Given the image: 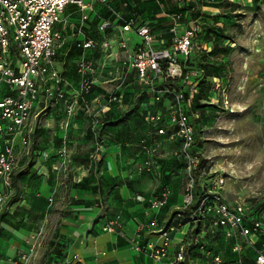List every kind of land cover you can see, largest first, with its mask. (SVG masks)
<instances>
[{
	"label": "rangeland",
	"instance_id": "obj_1",
	"mask_svg": "<svg viewBox=\"0 0 264 264\" xmlns=\"http://www.w3.org/2000/svg\"><path fill=\"white\" fill-rule=\"evenodd\" d=\"M113 7L115 13L99 5L87 20L76 8L63 16L58 43L65 56L57 61L65 83L40 117L31 152L21 160L24 169L15 173L9 214L0 213V244L15 230L25 231L36 240L28 264H71L81 232L92 235L96 227L147 255L142 238L153 227L145 220L155 212L156 232L188 234V264L254 262L264 248V232L256 227L264 228V0H124ZM116 12L139 24L146 20L158 41L155 51L167 38L170 57L160 63L159 84L171 80L175 86L152 90L157 72L150 67L149 83L142 82V39L123 32ZM197 28V45L186 59L177 50ZM85 36L96 41L94 48L78 46ZM82 61L94 69L84 79L89 90L79 84ZM179 112L196 134L189 148L180 137L171 139L180 129ZM34 151L49 155L45 169ZM114 154L121 171L116 177L108 169ZM197 179L209 202L206 219L194 228L178 217L188 185ZM217 196L233 210L237 204L246 208L248 227L257 234L254 247L211 223ZM135 212L145 219L134 225ZM82 213L88 217L83 229Z\"/></svg>",
	"mask_w": 264,
	"mask_h": 264
},
{
	"label": "built area",
	"instance_id": "obj_2",
	"mask_svg": "<svg viewBox=\"0 0 264 264\" xmlns=\"http://www.w3.org/2000/svg\"><path fill=\"white\" fill-rule=\"evenodd\" d=\"M119 2L123 3L124 0H0V213L9 212L15 173L24 169L21 160L31 152V138L40 124V117L57 100L58 95H61L60 88L65 83L56 63L58 55L63 54L58 43L61 38L58 27L63 22V16L70 8H76L82 13L83 19L87 20L99 5L115 13L113 4ZM123 5L127 7L126 4ZM117 18L124 21L122 28L125 34H134L142 39L140 77L142 82L148 84V70L149 67L152 68L157 72L156 78L151 81L152 86L154 80H159V75L163 72L160 63L170 57L169 49L155 51L154 46L158 41L146 20L139 24L131 16L117 14ZM106 27H111V24ZM198 30L199 28L188 32L182 46L177 50L186 59L197 45L193 43V39ZM165 43L166 39H162L161 45L164 46ZM78 46L91 49L96 46V41L85 36ZM145 56L151 61H145ZM87 73H94L92 64L82 61L79 64V76L82 77L79 84L83 90L90 89V85L84 81ZM66 112L73 113L71 103L67 105ZM179 126V131L172 134L171 139L180 137L187 148L193 146L196 143V134L183 112H179ZM32 155L36 162L42 159L40 170L47 167L50 160L48 154L34 151ZM189 159L191 163L200 162L199 158L196 161ZM52 169L55 171L56 168ZM196 183L200 188L198 179L192 180L188 185L189 194L178 217L190 221L194 228L206 219L204 214L209 202L203 197L200 207L189 215L185 214L186 209L194 204ZM215 198V217L211 223L219 228H227L229 236L237 232L254 247L258 241L257 234L248 227L249 215L246 208L237 204L233 210L223 202L221 196ZM157 225L159 224L156 221L152 223V231L156 232ZM256 227L264 232L260 223L256 222ZM159 232L165 239V244L161 249L152 250L157 259L165 257L172 244L168 231L160 229ZM199 237L195 239L196 246ZM35 244L36 242L27 252H21L12 258L9 264H28ZM192 246L187 242L177 246L175 264H188ZM255 254L256 263L264 264V248Z\"/></svg>",
	"mask_w": 264,
	"mask_h": 264
},
{
	"label": "crops",
	"instance_id": "obj_3",
	"mask_svg": "<svg viewBox=\"0 0 264 264\" xmlns=\"http://www.w3.org/2000/svg\"><path fill=\"white\" fill-rule=\"evenodd\" d=\"M61 51H63V54L58 55V57L65 56L64 50ZM56 63L60 70L61 67L57 59H56ZM117 157L118 154L113 155V157L111 158L112 165L109 166L108 168L109 171L113 170L115 172V175L113 177H116L117 173L121 172L119 170V167H115L114 165V161ZM81 169L83 171L82 172L83 177H85L87 170H85L83 166ZM127 197L131 199V196L129 195H127ZM132 216L133 217H131L130 221L134 225L136 224L137 221H139V219L140 220L145 219V216L142 219V217L139 216V214L136 212L135 214H132ZM79 219L82 221V223H80L81 229L85 227L87 228L88 223H84V222L86 219H88V217H86V215L82 213ZM145 221H147L148 224H151L156 221L160 225V220L155 212L151 213L148 217H146ZM99 223H102L103 226L105 224V219H102L101 221H99ZM66 229H73V228L72 227L69 228L68 226H66ZM14 232L15 233L12 234V236H10L12 237L10 238L11 240L4 241L2 242V244H0V260L2 261V264H9V261L12 258L16 257L18 254H20L23 251H28L27 249H30L32 244L36 242V240H33V238L27 236L28 233L25 231L15 230ZM81 235H82L81 237L82 243L79 246H77V248L76 247L71 248L70 250V253H72L73 256V261H71V264H174L175 262L173 260V257L178 246L177 244L179 243L181 244L185 240L186 242L189 240L188 234L186 232L185 233L179 232L177 233V235L172 234L171 235L172 244L169 247V252L165 257H160L159 259H157L155 253H153L152 250H154L155 248L161 249L165 244V239L161 236L159 230L158 232H154V231L148 232L142 238L145 241V244L147 245L148 248L147 255H143L142 252H140V249H135L136 251L134 249H130L127 243L125 244V242H123L122 240H118L119 238L117 237V235H113L109 233L106 230V228L102 231V233H98L95 227L94 233L92 235L88 234L84 236L83 232H81ZM200 237L202 238V240L206 238V236L202 234H200ZM28 241L30 242L29 244ZM211 241H212V237L211 235H209V239L206 242L209 245ZM75 256L77 257L75 258ZM79 257H82V260H80ZM237 264H257V263L254 260V262L240 261Z\"/></svg>",
	"mask_w": 264,
	"mask_h": 264
},
{
	"label": "trees",
	"instance_id": "obj_4",
	"mask_svg": "<svg viewBox=\"0 0 264 264\" xmlns=\"http://www.w3.org/2000/svg\"><path fill=\"white\" fill-rule=\"evenodd\" d=\"M166 39V43L165 45L162 47V49H167L169 48L168 44H167V38ZM159 80L158 79H155L154 82H153V85L151 86V89L154 90V91H157L159 89H165V88H169L171 87L170 85H173L175 86L171 80H167L166 82H163L162 84H159ZM178 89V88H177ZM171 90H174L173 88H171ZM200 159V162L202 160V158H199ZM199 162V163H200ZM199 191H200V188L198 187L197 183L195 184L194 186V195H195V200H194V204L189 206L186 211H185V214L189 215L192 213V211H195L198 207H200L201 203H202V199H203V196L201 194H199ZM17 214V212H14L12 214V216H15ZM200 227H201V224H200Z\"/></svg>",
	"mask_w": 264,
	"mask_h": 264
},
{
	"label": "bare ground",
	"instance_id": "obj_5",
	"mask_svg": "<svg viewBox=\"0 0 264 264\" xmlns=\"http://www.w3.org/2000/svg\"><path fill=\"white\" fill-rule=\"evenodd\" d=\"M174 72H179L178 69L176 67H174Z\"/></svg>",
	"mask_w": 264,
	"mask_h": 264
}]
</instances>
